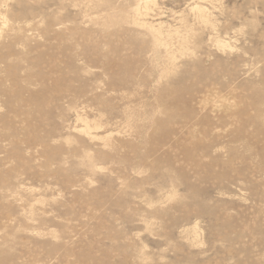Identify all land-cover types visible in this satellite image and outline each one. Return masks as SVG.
I'll use <instances>...</instances> for the list:
<instances>
[{"label":"rangeland","instance_id":"rangeland-1","mask_svg":"<svg viewBox=\"0 0 264 264\" xmlns=\"http://www.w3.org/2000/svg\"><path fill=\"white\" fill-rule=\"evenodd\" d=\"M0 264H264V0H0Z\"/></svg>","mask_w":264,"mask_h":264},{"label":"bare ground","instance_id":"bare-ground-1","mask_svg":"<svg viewBox=\"0 0 264 264\" xmlns=\"http://www.w3.org/2000/svg\"><path fill=\"white\" fill-rule=\"evenodd\" d=\"M147 1V0H146ZM145 2V1H144ZM149 7V5H147ZM91 126V125H90ZM84 129V128H83ZM90 129L88 126L86 127V130ZM81 130V129H80ZM86 133V131H85ZM87 134V133H86ZM89 135V134H88ZM90 136V135H89ZM88 138V137H87Z\"/></svg>","mask_w":264,"mask_h":264}]
</instances>
